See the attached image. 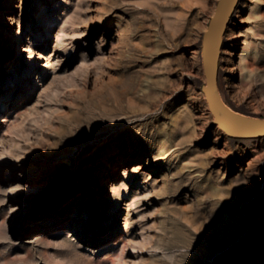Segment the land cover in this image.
I'll list each match as a JSON object with an SVG mask.
<instances>
[{"label": "rangeland", "instance_id": "rangeland-1", "mask_svg": "<svg viewBox=\"0 0 264 264\" xmlns=\"http://www.w3.org/2000/svg\"><path fill=\"white\" fill-rule=\"evenodd\" d=\"M218 1L0 0V264H264V137L202 91ZM218 86L264 119V0Z\"/></svg>", "mask_w": 264, "mask_h": 264}, {"label": "water", "instance_id": "water-1", "mask_svg": "<svg viewBox=\"0 0 264 264\" xmlns=\"http://www.w3.org/2000/svg\"><path fill=\"white\" fill-rule=\"evenodd\" d=\"M240 0H219L203 34L202 59L206 78L205 94L214 123L230 138L258 139L264 137V119L249 116L229 107L221 97L218 73L224 35Z\"/></svg>", "mask_w": 264, "mask_h": 264}, {"label": "bare ground", "instance_id": "bare-ground-1", "mask_svg": "<svg viewBox=\"0 0 264 264\" xmlns=\"http://www.w3.org/2000/svg\"><path fill=\"white\" fill-rule=\"evenodd\" d=\"M27 72H25L24 74H22V75H20V76H18L17 78H13V79H11L10 81H8V82H11V81H14L15 83L14 84H16V80L18 79V78H21L22 76H24L25 74H26ZM33 74V73H32ZM32 74L30 73V71H28V76L30 77V76H32ZM26 78V77H25ZM23 83V82H22ZM17 85V84H16ZM10 87H12V86H9L8 88H10ZM227 104V103H226ZM228 105V104H227ZM229 106V105H228ZM230 107V106H229ZM233 109V108H232ZM238 112V111H237ZM16 188V187H15ZM15 191V189L14 188H12L11 186H7V188H6V192H14ZM113 247V246H112ZM103 249H104V251H109L110 250V248H107V246H103Z\"/></svg>", "mask_w": 264, "mask_h": 264}]
</instances>
